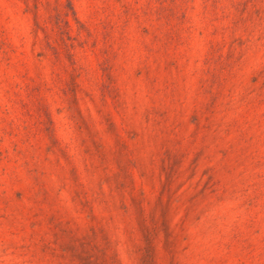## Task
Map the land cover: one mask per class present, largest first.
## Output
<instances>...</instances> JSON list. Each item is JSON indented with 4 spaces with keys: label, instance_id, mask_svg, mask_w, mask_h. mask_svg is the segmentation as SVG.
I'll use <instances>...</instances> for the list:
<instances>
[{
    "label": "rangeland",
    "instance_id": "374dc122",
    "mask_svg": "<svg viewBox=\"0 0 264 264\" xmlns=\"http://www.w3.org/2000/svg\"><path fill=\"white\" fill-rule=\"evenodd\" d=\"M0 264H264V0H0Z\"/></svg>",
    "mask_w": 264,
    "mask_h": 264
}]
</instances>
